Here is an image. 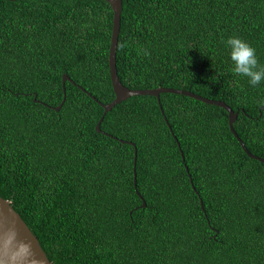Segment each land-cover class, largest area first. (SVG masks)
<instances>
[{"label": "trees", "instance_id": "1", "mask_svg": "<svg viewBox=\"0 0 264 264\" xmlns=\"http://www.w3.org/2000/svg\"><path fill=\"white\" fill-rule=\"evenodd\" d=\"M122 1L121 81L226 101L264 157V80L232 73L225 43L264 66V0ZM113 19L106 0H0V195L54 264H264V162L224 107L133 95L97 130Z\"/></svg>", "mask_w": 264, "mask_h": 264}, {"label": "water", "instance_id": "2", "mask_svg": "<svg viewBox=\"0 0 264 264\" xmlns=\"http://www.w3.org/2000/svg\"><path fill=\"white\" fill-rule=\"evenodd\" d=\"M108 1L114 11L113 19V29L111 36V45L109 51V66L111 80L114 88L116 97L109 103H104L98 100L94 95L88 92L94 99H96L104 108V113L100 120L98 121L96 128L98 131L103 132L101 124L104 120L106 113L113 109L118 103L124 101L125 99L133 95H155L160 101V95L163 92H171L177 94H183L187 96L194 97L198 100H201L206 103L219 105L224 107L229 112V125L231 131L237 137L239 142L242 144L243 149L247 154L253 158H256L264 162V157L252 153L245 142L237 133L234 123L238 118L239 111H235L226 101L220 99H212L198 93H195L188 89H180L173 87H157V88H145V89H132L126 86L120 79L117 68V49L119 44V34L121 27V15L123 10V1L122 0H106ZM70 80L75 83L68 74L63 76V85H64V98L59 106L56 107L57 110L61 108L66 99V81ZM85 90V88H83ZM134 143L132 141H128ZM183 159L184 152L181 151ZM136 163H137V147L135 148V164H134V181L135 186L137 185V172H136ZM187 170H188V166ZM191 177V182L195 188L194 181ZM202 207L204 208L203 201L201 199ZM146 205V202H144ZM0 264H54L50 260L48 254L42 247L39 238L32 231L26 221L23 219L21 214L13 207L11 202L0 195Z\"/></svg>", "mask_w": 264, "mask_h": 264}, {"label": "clouds", "instance_id": "3", "mask_svg": "<svg viewBox=\"0 0 264 264\" xmlns=\"http://www.w3.org/2000/svg\"><path fill=\"white\" fill-rule=\"evenodd\" d=\"M225 43L230 49L232 73L248 78L253 87L259 85L264 80V66L258 64L256 50L239 37H229ZM142 52L145 56H150L146 49H142Z\"/></svg>", "mask_w": 264, "mask_h": 264}]
</instances>
